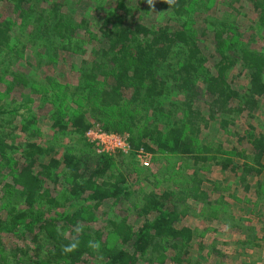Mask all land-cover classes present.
I'll return each instance as SVG.
<instances>
[{"label":"trees","instance_id":"trees-1","mask_svg":"<svg viewBox=\"0 0 264 264\" xmlns=\"http://www.w3.org/2000/svg\"><path fill=\"white\" fill-rule=\"evenodd\" d=\"M241 1L232 0L229 7ZM35 2L46 7L37 10ZM144 2L0 0V86L28 97L40 92L38 100L28 98L27 106L39 103L28 110L32 119L17 124L12 115L17 99L8 111L0 98V264H45V256L66 264H204L191 262L199 236L184 219L201 206L203 219L225 222L226 206L233 207L234 201L225 200L223 193H237L229 184L223 186L228 176L245 193L253 191L254 206L264 209V124L260 129L256 122L246 129L236 124L241 115L255 119L258 112L264 114V53L244 45L234 30L210 22L202 11L206 5H197L198 0H153L166 17L152 22L144 16ZM244 2L264 29V0ZM8 9L13 12L5 20ZM17 29L32 52L14 45ZM80 34L89 41L79 39ZM67 54L80 60L79 95L65 96V102L49 99L52 88L48 94L45 88L61 87L53 72ZM48 101L57 107L46 115ZM71 101L76 109L69 108ZM127 105L132 154L143 150L192 163L191 174L181 182L174 173L156 180L140 204L130 202L135 193L126 176L115 173L114 158L38 142L40 122L54 130L56 140L69 134L84 141L94 120L107 119ZM167 105L174 107L169 113L175 120L165 126L159 115L167 114ZM150 109L156 121L135 131ZM139 111L145 114L136 118ZM230 127H235L232 148L222 142L201 143L207 131ZM18 132L27 140L16 142ZM212 168L222 176L206 178ZM126 202L131 207L124 209ZM231 227L246 234L243 245L264 240V230L236 223ZM257 232L263 236L256 237ZM2 235L28 241L45 256L31 257L20 249L7 252Z\"/></svg>","mask_w":264,"mask_h":264},{"label":"rangeland","instance_id":"rangeland-1","mask_svg":"<svg viewBox=\"0 0 264 264\" xmlns=\"http://www.w3.org/2000/svg\"><path fill=\"white\" fill-rule=\"evenodd\" d=\"M143 1L145 2L142 7L146 8V10L144 11V16L149 22H152V20L155 21L161 19L162 17H166L165 12L158 10L157 4L153 2L150 5L148 3V0ZM244 1L245 0L241 1V3L233 4V9L229 7L232 6V0H198L197 5H206L205 9H202V11L204 15L207 16V19L210 22L216 24L217 27L234 30L235 33H238L241 36V42L244 45H248L249 48L264 53V29L258 24V14L255 12V10L250 4H247ZM34 4L38 6L37 10L46 7L44 4H40L38 2L33 3V5ZM12 12V9H8V11L4 13L3 18L5 20H10L9 18ZM23 34L24 33L22 32H18V29L14 31L12 33L13 43L15 46L25 45V47L27 48V52H32L33 48H31V43L27 42ZM79 36V39H87L89 41L88 36L87 38L84 37V34H80ZM90 52L91 51H89V53ZM32 55L33 54H29L27 58H31ZM89 55L90 54H87V59L91 58L92 56ZM80 59H82V57H80ZM22 63V61L19 63V66L21 68H23ZM0 69L2 70V67H0ZM79 69L80 60H74L73 54H67L66 62H63L58 67V69L53 72V75H55V81H57L59 86L61 87H57V90H55L54 87L47 86L45 88V92H47L46 94H48L50 88H52L50 94L47 97L49 99H53L54 96L55 99L57 98L59 100H62L63 102H65V96L69 98L72 95L76 96L75 98H77V95L79 94H75V91L77 90L76 88L79 85ZM46 74L51 75L48 72H46ZM29 97L38 100L40 97V92H33L29 95ZM29 97L27 95H21L19 92H8V90L4 86H0V98H2V102L4 106L7 107L8 111H11L13 108V99H17V104L14 105L16 109L13 110L12 114L13 116H16V124L21 123L22 121H24L25 118L29 120L32 119L30 116H28V110L37 107L39 103L38 101H36L34 104H29V106H27V102H29ZM174 99L176 101V104L178 102H181L180 98ZM68 103L69 102H67V104ZM18 104L21 105L18 106ZM69 105V108H71L72 110L76 109L75 103L73 101H71ZM56 107L57 106H55L53 102L48 101L47 107H45L46 115L48 110H52ZM167 107V111H165L167 114L159 115L162 119L165 120V126L166 122L171 121L173 123L175 120V115L172 116V114L169 113L171 111H174V107H170L168 105ZM129 108L131 109V106L127 105L125 109L117 110L118 113L115 112L114 114L109 115L107 119H101L97 122L91 119V121H93V127L91 131L96 129V131H100L101 135L108 133L111 135L116 134L117 136L123 138H130L132 134L129 131V125L131 122L127 118H124V116H126V114L128 113ZM40 110L44 109L40 108ZM152 111V109L148 110V112H150L148 115L149 117L145 116L144 118H142L140 124L136 126L135 131L141 132L143 128L148 127L150 124H152L153 121H156L157 117H154L152 115ZM141 112L142 111H139L135 115L136 118H140L142 115L145 114ZM254 122H256V124L254 125L257 127L259 126L258 128L260 129V123L262 125L264 124V114L258 112L256 114L255 119H250L246 115H241L240 117H238L236 124L241 128H245L246 126H248V124H253ZM155 124H160V122H156ZM165 126L161 125V128L167 129L168 127ZM37 127L40 130L38 132V142L42 144L47 145L49 144V142H51L52 144H55L61 149H73L72 152H75L76 154L80 155L83 153H97L96 143L90 141L89 139L82 141L78 137L66 134L65 136L59 137L56 140L57 137L55 136L54 130L48 127L47 123L43 125L40 122ZM37 127L35 128L38 131ZM230 128V131L224 132H219L215 129L212 131H207L201 138V143L211 141L213 145H216L215 143L222 142L225 146H227L228 144V149L232 148L231 146L233 145L229 144V142L233 140L232 136L230 135V132L232 131V129L234 130L235 127ZM16 139V142H24L27 140L26 134L18 132ZM108 156L115 159V173L124 174L127 179V185L135 193V195L131 198L130 201L132 202V204H137V202H139L140 204L143 192H150L151 190H153L154 183L156 182V180H161L162 176L166 175L167 177L171 178L172 174L174 173V180L181 182L180 180H182V178H185L186 176L191 174L190 166L192 165V163L186 164L185 162L180 161L174 156L166 155L163 153L157 155L151 154L149 167H144V165L142 164L143 161L141 159H138L135 154H132V152L127 154H124L122 152H115V154ZM222 174L223 173L216 168H212L209 173H204L206 178L208 177L211 180H215L221 177ZM224 176L227 177L228 175L224 174ZM228 177V181H226V183L224 182L225 184L223 186L226 187L229 184L230 188L237 190V193H232L231 190L228 191V193H223V195L226 197L225 200H228V202L234 201L233 207L226 206V212L223 215V220H225V222L209 221L203 219V217H201L200 215L202 210L201 206L195 208L194 210L196 211H194L193 214L189 215L184 219V224L195 230L199 236L192 245L191 254L189 256L192 260L191 262L199 260L204 264H264V240L256 241L254 245H243L242 242L244 239L242 238V236L246 238V234L240 230H237V228L235 227H231V225H234V223H236V226L242 225L243 227H253L257 228L258 230H264V209L258 210V207L254 206L256 202V196L254 195V193H252L253 191L245 193L242 187H237L238 181L234 176L230 175ZM173 182H170V184ZM157 189L160 191L161 187H157ZM215 197L217 198L219 197V195H215ZM195 206L197 207V205ZM121 207L122 206L120 205L117 206L115 211L119 212ZM129 207H131L130 203L126 202L125 204H123L124 209ZM103 210L109 212V216L112 215L111 209L107 210L103 208ZM3 216H6L5 211H3ZM131 221L135 224H137L138 222V220L134 218H131ZM251 234V232L247 233V235ZM259 236H263V233L257 232L256 237ZM1 240L7 252L13 249H20L23 251H28L29 256L31 257L45 256L43 254L36 253L34 250L35 248L28 245V241H25L17 236L2 235ZM44 263L66 264L65 262L50 260L46 256Z\"/></svg>","mask_w":264,"mask_h":264},{"label":"built area","instance_id":"built-area-1","mask_svg":"<svg viewBox=\"0 0 264 264\" xmlns=\"http://www.w3.org/2000/svg\"><path fill=\"white\" fill-rule=\"evenodd\" d=\"M99 132V133H96ZM87 138L90 141L96 143L97 147V154H106V155H113L115 152L117 153H131V147L128 142L127 137H119L116 134H100V131H89L87 133ZM119 151V152H118ZM136 157L143 161L144 167H149V163L151 160V154L144 152L143 150L136 152Z\"/></svg>","mask_w":264,"mask_h":264},{"label":"clouds","instance_id":"clouds-1","mask_svg":"<svg viewBox=\"0 0 264 264\" xmlns=\"http://www.w3.org/2000/svg\"><path fill=\"white\" fill-rule=\"evenodd\" d=\"M148 3L151 5L153 3V0H148ZM168 3L169 4L173 3V0H168Z\"/></svg>","mask_w":264,"mask_h":264}]
</instances>
